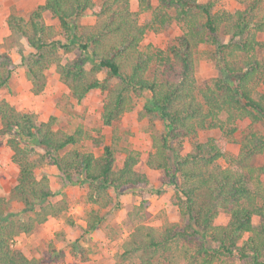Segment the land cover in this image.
Here are the masks:
<instances>
[{
	"label": "trees",
	"instance_id": "trees-1",
	"mask_svg": "<svg viewBox=\"0 0 264 264\" xmlns=\"http://www.w3.org/2000/svg\"><path fill=\"white\" fill-rule=\"evenodd\" d=\"M150 1L137 0L138 12L133 13L129 0H100L98 11L92 12L94 24L82 26L81 19L96 6L94 0H44L27 17L8 16L6 43L20 56L34 95L44 91L46 72L54 68L77 102L92 90L105 92L104 126L130 112L134 98L145 99L142 117L154 114L163 123L164 133L152 135L155 152L148 156L147 166L163 170L170 184L179 177L176 205L185 223L167 224L160 231L138 226L120 257L151 264L172 248L188 253L191 247L196 264H215L231 256L264 264V165H255L264 155V136L243 134L230 167L216 166L225 157L226 138L237 132L239 122H264V93L257 89L264 85V61L258 58L264 50V41L259 40L264 35L262 0H250L236 13L214 12V2L156 0L154 8ZM148 12L150 21L142 25L140 13ZM45 13L56 19L55 26L46 23ZM174 23L183 28L176 44L165 51L151 45L140 48L149 26L156 32ZM220 36L229 40L223 42ZM22 41L31 50L27 54ZM201 46L214 48L205 54L216 62L218 76L198 86L195 56ZM71 54L73 58L63 62L62 55ZM151 67L157 73L149 79ZM12 68L0 45V90L8 88ZM113 79L117 82L109 87ZM55 122L53 116L40 121L35 113L17 111L0 100V136L6 138L11 162L18 169L16 184L7 197H0V264H43L23 255L14 242L67 210L64 195L54 200L59 192L41 172L45 167L55 168L64 185H86L89 201L105 208L118 206L126 190L149 184L147 176L134 169L138 162L134 152L128 151L115 168L112 146L105 145L99 157L78 151L86 139L83 129L69 133L54 129ZM205 130L218 136L192 142L190 153L181 155L183 140ZM11 203L22 206L21 211H9ZM221 210L228 212V222L215 225ZM255 218L258 223L253 225ZM103 219L91 211L83 234L96 230Z\"/></svg>",
	"mask_w": 264,
	"mask_h": 264
},
{
	"label": "rangeland",
	"instance_id": "rangeland-1",
	"mask_svg": "<svg viewBox=\"0 0 264 264\" xmlns=\"http://www.w3.org/2000/svg\"><path fill=\"white\" fill-rule=\"evenodd\" d=\"M94 1L96 6L86 17L81 19L82 26L94 24L93 19L96 18L92 12L98 11L100 0ZM129 1L130 10L133 13L138 12L137 0ZM199 1L201 3L214 2V12L236 13L243 11L250 0ZM43 2L44 0H0L1 50L8 52L13 64L8 88L0 90V100H6L17 111L35 113L40 121H47L50 116L55 117L54 129L57 130L71 133L81 127L86 139L76 147L78 151L92 153L99 157L103 147L110 145L115 151V168L121 166L128 151L134 152L138 158L134 169L144 173L149 184L126 190L119 197L118 206L111 205L105 208L89 201L86 185L81 187L64 185L55 168L45 167L41 172L48 175L51 189L55 193L59 192L54 200L58 201L64 195L67 210L60 216L49 218L45 223L36 226L30 234L16 237L14 246L26 257L38 259L43 264H139V260L135 258L125 260L120 257L124 251V244L131 238L138 226L147 225L160 231L167 224H178L182 227L185 223L176 205L179 196V177L175 176V184H170L169 178L163 170L147 166L148 156L155 152L152 135L164 133L163 123L154 114L142 117L140 112L144 113L145 99L134 98V106L130 112L122 115L112 126H104L101 114L105 92L99 89L92 90L82 101L77 102L71 98L68 88L59 80L54 68H50L46 72L47 84L44 91L38 95L32 93L20 56L6 43L10 34L7 18L11 14L27 17ZM150 2L154 8L157 6L156 0ZM259 9L264 11V0L261 1ZM150 18V12L140 13L142 25H147ZM44 19L49 25L57 24L56 19H53L49 13L44 14ZM149 27L139 45L142 50L147 45H151L154 49L165 51L169 46L176 44L177 38L183 33L182 25L175 23L156 32L151 30V26ZM220 38L223 42L229 40V37L220 36ZM259 40L264 41V35H259ZM22 43L26 44L25 41ZM213 50L212 47L201 46L195 56V79L198 86H203L218 76L216 62L208 58V54H205L211 53ZM30 51L25 45L24 53L27 54ZM62 57L65 62L72 59L73 54L62 55ZM258 58L264 61V50L260 52ZM156 73L157 70L151 67L147 77L150 79ZM105 77V73L98 76L100 80H104ZM116 82L115 79L110 80L108 86L112 87ZM257 89L264 93V85L261 84ZM145 97H147V93H145ZM237 126V132L225 140V157L216 162V166L219 168L230 167V160L236 157L243 134L252 131L264 136V122L250 125L249 122L242 121ZM213 136L217 137V132L205 130L199 131L193 138L184 139L181 155L190 153L192 142ZM96 141H99L98 145L95 144ZM9 149L6 145V138L0 136V197L8 196L9 191L16 184L18 174L17 167L11 162L12 152ZM169 163V167L172 169V161ZM255 165H264V155L256 159ZM261 178L264 183V176ZM145 202H147L146 207L143 204ZM21 209L22 206L16 203H11L9 206V211L14 213L20 212ZM91 211L100 213L104 219L96 230L83 234L86 229L85 220ZM228 219V212L221 210L214 223L215 225H225ZM257 223L258 219L255 218L253 225ZM244 238L247 236L245 235ZM193 249L190 247L186 253L181 247L179 249L172 248L168 253L159 254L151 264H196L192 258ZM221 261L215 262V264H223V261H228V264H250L235 256L221 258Z\"/></svg>",
	"mask_w": 264,
	"mask_h": 264
},
{
	"label": "crops",
	"instance_id": "crops-1",
	"mask_svg": "<svg viewBox=\"0 0 264 264\" xmlns=\"http://www.w3.org/2000/svg\"><path fill=\"white\" fill-rule=\"evenodd\" d=\"M95 2V1H94ZM93 21L95 22V20L93 19Z\"/></svg>",
	"mask_w": 264,
	"mask_h": 264
}]
</instances>
